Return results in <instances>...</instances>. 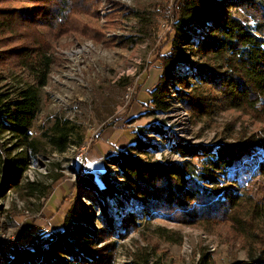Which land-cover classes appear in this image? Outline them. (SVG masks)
<instances>
[{
	"label": "rangeland",
	"instance_id": "374dc122",
	"mask_svg": "<svg viewBox=\"0 0 264 264\" xmlns=\"http://www.w3.org/2000/svg\"><path fill=\"white\" fill-rule=\"evenodd\" d=\"M86 3V15L72 16L78 21V31L64 33L51 45L54 63L39 91L40 108L31 129L33 137L40 139V151L30 155L23 180L42 190L26 195L20 189H7L0 195V237L10 235L17 244L25 245L31 237L60 229L69 209L76 212L75 221L95 228L94 247L109 244L112 249L114 245L113 264H254L248 252L264 245V174L252 172L239 184H232L240 196L232 220L187 224L161 214L142 216L139 199L129 192L130 185L122 179L120 169L105 159L123 150L128 138L133 142L137 138L147 149L135 152L139 159L164 165L181 163L186 158L173 151L175 143L211 145L214 149L224 142L258 136L264 127L263 117L229 108L207 121L193 119L177 96L181 88L176 82L167 85V108L153 107L149 88L154 82L156 86L161 55L172 42L178 0ZM21 6L24 4L0 3V8ZM36 30L44 36L41 42L49 38L46 27ZM10 34L7 29L0 34L9 37L0 43V51L29 41L28 34ZM86 42L91 45L80 60L71 62L64 57L65 51ZM5 53L0 69L9 75L6 82L12 86L20 80L31 81L27 70L14 66L17 59ZM189 60L191 65H199L202 59L190 54ZM186 74L179 72L184 78ZM56 119L70 120L81 129L80 138L74 136L76 143H68L63 152L43 138ZM155 123L160 134L146 128ZM103 174L119 191L109 200L107 194L103 198L104 193L82 184L92 180L102 188ZM127 212L131 215L129 233L120 229L127 222ZM108 216L113 218V230ZM102 230L110 236L105 237Z\"/></svg>",
	"mask_w": 264,
	"mask_h": 264
},
{
	"label": "trees",
	"instance_id": "16d2710c",
	"mask_svg": "<svg viewBox=\"0 0 264 264\" xmlns=\"http://www.w3.org/2000/svg\"><path fill=\"white\" fill-rule=\"evenodd\" d=\"M2 2L24 6L0 8V34L6 29L11 33L8 36L28 34L29 41L0 51V61L3 52L12 54L17 59L14 66L27 70L31 81L20 80L11 86L6 82L8 73L0 69V195L7 189L33 195L42 189L23 179L31 164L30 155L40 151V139L33 137L31 128L40 108L39 91L54 63L49 49L64 33L78 31V21L72 16L86 15L88 6L86 0ZM176 10L172 42L168 52L161 55L162 70L150 91L153 107L167 108V85L176 82L181 88L177 96L193 119L207 121L229 108L247 110L264 119V0H178ZM41 26L50 32L44 42L40 40L44 36L36 33ZM5 38L9 37L0 35V43ZM190 54H199L201 63L191 65ZM180 71L187 72L188 77H181ZM146 128L160 134L156 123ZM80 130L75 122L56 119L43 138L63 152L68 143H76L74 136L80 138ZM171 147L186 159L165 165L143 161L134 155L147 150L137 138L105 159L120 169L122 179L130 185L129 192L139 199L141 215L161 214L187 224L230 221L240 200L232 184H239L252 172L264 174V127L258 136L224 142L214 149L184 142ZM103 177L102 188L92 180L82 184L104 193L103 198L107 194L109 200L119 191ZM253 208L257 209L256 205ZM75 214L68 209L60 229L31 237L25 245L13 241L6 264H113L114 245L112 249L109 244L94 247L95 228L75 221ZM126 215L127 222L120 229L129 233L130 212ZM107 222L113 230V218L108 216ZM102 233L110 236L109 231ZM248 255L254 264H264V245Z\"/></svg>",
	"mask_w": 264,
	"mask_h": 264
},
{
	"label": "built area",
	"instance_id": "2783aa9c",
	"mask_svg": "<svg viewBox=\"0 0 264 264\" xmlns=\"http://www.w3.org/2000/svg\"><path fill=\"white\" fill-rule=\"evenodd\" d=\"M90 42H86L78 46L74 50L65 51L64 57L71 62H75L83 56L84 51L90 46ZM14 241V237L10 235H2L0 237V264H6L9 260V254L7 253L10 244Z\"/></svg>",
	"mask_w": 264,
	"mask_h": 264
},
{
	"label": "crops",
	"instance_id": "0c3cea01",
	"mask_svg": "<svg viewBox=\"0 0 264 264\" xmlns=\"http://www.w3.org/2000/svg\"><path fill=\"white\" fill-rule=\"evenodd\" d=\"M159 73H160V71H159ZM159 73H158V74H159ZM154 87H155V82L152 84V86L149 88V90L153 89ZM141 110H144V111H145V109H143V108H142ZM142 112H143V111H142ZM129 139H130V138H128V140H127L128 142H126V143H127V144L133 143V141H132L131 139H130V140H129Z\"/></svg>",
	"mask_w": 264,
	"mask_h": 264
}]
</instances>
